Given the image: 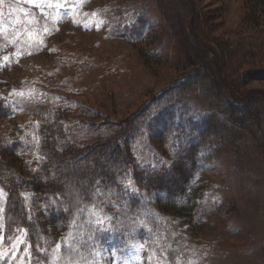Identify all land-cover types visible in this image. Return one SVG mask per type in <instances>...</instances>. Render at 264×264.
<instances>
[{"label":"rangeland","instance_id":"rangeland-1","mask_svg":"<svg viewBox=\"0 0 264 264\" xmlns=\"http://www.w3.org/2000/svg\"><path fill=\"white\" fill-rule=\"evenodd\" d=\"M187 1L204 14V31L211 24L213 38L238 41L242 0H166L168 11ZM192 4L184 26L196 34L191 47L217 51L189 27ZM137 23L141 35H130ZM167 25L155 0H0V107L8 110L0 129L12 135L7 149L17 141L26 147L25 160L36 156L35 113L58 111L78 144L128 132L125 144L139 167L168 165L170 147L156 125L165 119L166 127L197 124L209 108L196 90H179L184 60ZM254 66L242 68L233 85L264 98V65ZM216 75L199 70L187 83H205L216 101ZM255 103L254 111H264V102ZM227 127L221 129L228 139ZM251 140L243 139L244 154L225 141H202L189 219L162 211V193L142 191L128 179L119 191L99 186L79 217L54 228L35 250L25 229L6 235L0 185V264H264V159Z\"/></svg>","mask_w":264,"mask_h":264},{"label":"trees","instance_id":"trees-1","mask_svg":"<svg viewBox=\"0 0 264 264\" xmlns=\"http://www.w3.org/2000/svg\"><path fill=\"white\" fill-rule=\"evenodd\" d=\"M242 1L245 10L238 30L241 25L244 31H238V41H233L213 38L211 24L204 31V14L200 17L196 15L198 8L194 3L187 1L182 3L183 6L177 5L174 15H171L166 0H155L184 60V77L180 80L179 90H196L194 92L209 108L197 124L189 120L186 125L166 127L165 119L163 124L159 122L156 125L157 135L165 139L170 147L168 165L139 167L125 144L128 132L91 146L78 144L61 125L63 114L58 111L35 113L40 143L38 154L30 160L24 159L25 155L21 152L26 147H21L17 141L7 149L12 135L6 129H0V185L6 192V235L25 229L33 249L41 248L46 238L53 237L54 228H67L79 217L81 207L91 201L99 186L106 185L119 191L128 179L142 191L162 193L167 198L160 207L162 211L189 219L197 197L189 194V185L197 167L200 144L208 137L227 142L236 148L238 154L245 153L243 139L250 137L264 159V111H254L255 102H264V98L261 94H251L233 85L240 82L242 68L264 65V0ZM191 4L194 19L189 27L195 28L197 34L205 35L206 40L216 45L217 51L213 48L206 51L207 46L202 47L204 49L198 47L201 50L191 47L190 41L193 42L196 34H188L184 30ZM128 30L130 35H141L142 26L137 23L136 27ZM223 58L226 62L221 64ZM199 70L218 72L214 84L218 101L210 99L208 95L212 92L205 83H187L197 76ZM223 70H226V75L221 74ZM222 103L230 105V110L223 109ZM6 111L0 107V116L3 117ZM218 115L226 120L224 122L230 129L228 139L222 134V129L226 128L225 124L222 127L219 125ZM187 127L189 130H186Z\"/></svg>","mask_w":264,"mask_h":264},{"label":"snow or ice","instance_id":"snow-or-ice-1","mask_svg":"<svg viewBox=\"0 0 264 264\" xmlns=\"http://www.w3.org/2000/svg\"><path fill=\"white\" fill-rule=\"evenodd\" d=\"M100 231L103 232V231H105V230H104V229H101Z\"/></svg>","mask_w":264,"mask_h":264}]
</instances>
